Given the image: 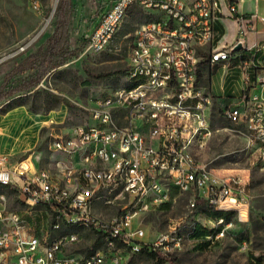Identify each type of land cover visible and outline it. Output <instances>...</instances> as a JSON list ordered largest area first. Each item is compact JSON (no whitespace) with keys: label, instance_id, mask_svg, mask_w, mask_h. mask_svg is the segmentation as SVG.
<instances>
[{"label":"built area","instance_id":"2783aa9c","mask_svg":"<svg viewBox=\"0 0 264 264\" xmlns=\"http://www.w3.org/2000/svg\"><path fill=\"white\" fill-rule=\"evenodd\" d=\"M108 1L88 36L87 51H107L134 6L150 15L135 30L126 84L94 101L89 110L95 124L54 136L51 149L69 157L60 178L30 157L13 163L0 155V186L16 191L29 212L43 205L49 215L46 232L38 235L27 217L7 209L1 193L0 264H124L144 248L165 253L185 240L208 247L219 242L234 220L210 219L212 228L193 236L203 208L233 212L242 221L248 217L252 196L243 177L216 174L194 151L213 132L216 98L200 81L207 50L210 65L240 61L241 95L221 113L233 125L226 129L246 136V148L264 170V62L257 63L255 54L244 55L243 40L239 50L234 49L238 42L214 45L217 12L226 0ZM33 7L40 10L38 2ZM228 8L242 22L243 33L254 27L235 3ZM185 194L190 223L170 219L169 231L147 240L141 217L163 205L172 208ZM86 231L94 233L93 242L84 251L73 250Z\"/></svg>","mask_w":264,"mask_h":264},{"label":"rangeland","instance_id":"374dc122","mask_svg":"<svg viewBox=\"0 0 264 264\" xmlns=\"http://www.w3.org/2000/svg\"><path fill=\"white\" fill-rule=\"evenodd\" d=\"M38 2L40 10L33 7ZM63 4L69 10L67 18V46L74 49L82 46L90 33L97 26L102 15L109 6L108 0H0V83L8 77L9 84L15 85L33 71L14 72L16 67L54 33L59 22L58 9ZM258 12L264 14V0L258 2ZM150 19V15L142 8L134 6L130 9L113 45L104 52L87 51L86 47L77 58L52 70L41 83L30 92L16 94L0 104V112L16 107L18 102L25 103L33 112L40 113L47 122L41 131L40 157L37 161L40 169H47L52 160H67L54 154L51 142L55 135L68 136L71 129L79 124H95L90 117V108L94 101L108 95L118 87L126 84L128 56L133 43L136 28ZM43 33L26 48L17 54L18 48L33 38L41 29ZM87 46V45H86ZM208 51H204L206 59L201 63L200 81L208 85L210 64ZM211 73V92L222 98L226 104L232 102L236 95L231 92V76L227 69L213 66ZM225 85V90L222 86ZM13 98H15L13 100ZM221 104L216 102L212 111V134L205 139L204 145L195 147V154L201 164H208L219 175H241L252 199L245 221L236 214L232 216L234 225L229 233L211 247L200 248L194 241L185 240L181 248L165 251L171 261H159L146 254H133L124 264H248L250 253L260 258L264 264V170L256 162L255 156L246 148V136L226 127L233 128L221 113ZM52 114V115H51ZM55 133L53 135L52 133ZM29 153L22 154L21 160ZM64 163V164H65ZM7 196L8 210L26 212L28 205L22 201L16 191L0 186V194ZM189 195H182L172 208L167 205L148 212L141 217V225L145 229L146 239L154 241L160 234L169 231L170 219L183 220L189 224ZM3 205L0 204V208ZM34 220L38 235L46 232L49 215L39 212L29 217ZM195 220V219H193ZM209 224L208 222H200ZM246 242L243 247L240 238ZM95 235L91 231L84 232L83 239L73 247L75 251H84L93 242ZM162 253V252H161Z\"/></svg>","mask_w":264,"mask_h":264},{"label":"crops","instance_id":"0c3cea01","mask_svg":"<svg viewBox=\"0 0 264 264\" xmlns=\"http://www.w3.org/2000/svg\"><path fill=\"white\" fill-rule=\"evenodd\" d=\"M236 4L240 14L246 16L248 20H252L254 27L248 26L247 30L242 32V22L230 14L228 4L229 2ZM258 2L259 0H226L222 5V9L217 12V21L215 23V42L216 46H229L233 43L243 40L245 44L244 55L251 56L255 54L256 62H264V14L260 15L258 12ZM66 64V63H65ZM217 66L218 68L227 69V72L231 76V92L236 96L233 97L232 103H234L241 95L242 87L244 85V72L240 66V61L238 59H231L228 64L218 63L210 65V68ZM207 88L211 92V73L209 69V75L207 79ZM222 90H225V85L222 86ZM216 98V102H219L222 108L226 105L222 98L211 92ZM221 108V109H222ZM40 113L33 112L26 104L18 105L9 109L6 112H0V155L6 154L10 157L11 162H17L22 154L29 153L26 157H30L36 166L39 168L37 163L40 157V141H41V131L45 127L47 122H52L54 117L52 116L49 121H45ZM52 115V114H51ZM55 135V133H52ZM53 151V150H52ZM54 154L60 156L64 160L67 157L64 153L53 151ZM24 157V158H26ZM65 162L60 160H52L50 166L47 168L55 178H60L61 168ZM1 204V203H0ZM167 207H169L167 205ZM229 213L220 210H208L203 208L199 213V223L208 222L211 219H215L223 215H212L213 212ZM46 212L48 213L45 206L40 205L34 208L32 212L27 209L22 216L29 219L30 216L36 213ZM19 213V212H18ZM233 213V212H232ZM234 214V213H233ZM233 216V215H232ZM228 218V217H227ZM232 218V217H231ZM31 222L36 226L34 220ZM207 229L212 228L211 224H201Z\"/></svg>","mask_w":264,"mask_h":264},{"label":"trees","instance_id":"16d2710c","mask_svg":"<svg viewBox=\"0 0 264 264\" xmlns=\"http://www.w3.org/2000/svg\"><path fill=\"white\" fill-rule=\"evenodd\" d=\"M64 0H62V3ZM58 18L60 19L54 33L37 49L36 52L28 55L15 69L14 72H25L26 70L33 71L28 76L22 78L17 84L12 85L9 84L8 77L4 79L2 83H0V104L4 100H8L15 96L16 94L22 92H30L35 89L41 81L46 77L48 73L52 70L61 67L69 60L73 58H77L81 55V51L87 45L84 41V44L74 49H69L67 46V18L69 16V10H66L61 4V7L58 9ZM210 69V67H209ZM203 74L200 73V77ZM15 98H13L14 100ZM23 102H18L15 106L24 105ZM169 208V207H168ZM223 215L225 214L228 219L234 215L232 212L222 213V212H213L212 215ZM207 229L198 223L196 230L193 232V236H199L205 234ZM241 243L243 241V237L240 238ZM98 242H95L93 246H97ZM197 246L200 248H205L208 246L207 243H198ZM140 254H146L152 258H155L159 261H171L168 256L161 253L160 251H148L146 248L142 249ZM260 258L254 256V254L250 253L249 255V263L248 264H261ZM174 264V263H173Z\"/></svg>","mask_w":264,"mask_h":264},{"label":"water","instance_id":"95a60500","mask_svg":"<svg viewBox=\"0 0 264 264\" xmlns=\"http://www.w3.org/2000/svg\"><path fill=\"white\" fill-rule=\"evenodd\" d=\"M242 46H243V44H242L241 42H238V43L235 45L234 49H235V50H239V49L242 48Z\"/></svg>","mask_w":264,"mask_h":264},{"label":"bare ground","instance_id":"6f19581e","mask_svg":"<svg viewBox=\"0 0 264 264\" xmlns=\"http://www.w3.org/2000/svg\"><path fill=\"white\" fill-rule=\"evenodd\" d=\"M57 2V0H55V3Z\"/></svg>","mask_w":264,"mask_h":264}]
</instances>
